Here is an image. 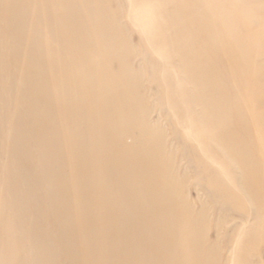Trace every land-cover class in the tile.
<instances>
[{
  "label": "bare ground",
  "instance_id": "bare-ground-1",
  "mask_svg": "<svg viewBox=\"0 0 264 264\" xmlns=\"http://www.w3.org/2000/svg\"><path fill=\"white\" fill-rule=\"evenodd\" d=\"M117 2L0 0V264H227L205 246L207 210L183 200L163 132L146 120L139 79L156 89L159 79L131 58L148 59L149 68L166 59V76L190 83L198 118L189 125L234 159L241 190L264 220L259 165L227 146L234 131L217 97L227 89L220 73L242 76L264 62V44H253L243 21L248 7ZM126 22L140 33L137 45Z\"/></svg>",
  "mask_w": 264,
  "mask_h": 264
},
{
  "label": "rangeland",
  "instance_id": "rangeland-1",
  "mask_svg": "<svg viewBox=\"0 0 264 264\" xmlns=\"http://www.w3.org/2000/svg\"><path fill=\"white\" fill-rule=\"evenodd\" d=\"M215 1L227 9V4L233 0ZM236 1L239 2V6L248 7L250 14L245 15L243 21L254 32L253 44L261 46L264 44V12H259V10L264 9V0ZM121 2L123 3V0H119L117 3ZM239 6L237 5V8ZM156 19L158 18H154V20ZM126 24L130 28L132 43L137 45L140 33L130 22H126ZM222 45L221 49L227 48L226 43ZM153 53L150 52V56L158 59L160 55L157 56L158 54ZM214 60L217 61V59ZM163 62L167 63V60L162 58L158 61L161 64L160 67L149 68L148 59L142 61L131 58L130 60L135 70L141 63L146 76L154 71L155 76L159 79L161 87L158 86L157 89L155 82L149 80L148 77L139 79L146 120L151 123L153 128L163 132V144L169 170L174 175L176 174V181L180 187L179 192H182L183 200L187 205H195L197 210L201 207H205L207 210L205 246H215L220 253V261H224L223 263L228 264L235 256L236 261L241 259L239 264H264V220L255 218L253 208L241 190L242 171L234 159L229 157L228 152L226 155L199 127L189 125L190 118L191 121L198 118V109L193 104L191 95V85L183 80L177 82L174 76H166L167 70L163 68ZM14 76L15 80H18L20 75L16 71ZM217 78L220 86H225L223 88H227L228 91L225 90L224 94H226L223 95L218 90L217 97L220 102L225 99L227 116L230 117H227V123L231 121V128L234 131L231 137L227 136V146H234L235 153H238L240 149L241 152L242 149L249 152L253 159L251 160L256 161L259 165L260 174L258 173L256 177L264 183V83L259 88H252L249 85L250 82H264V62L260 70L255 69L251 73L243 72L242 76H227V73H220ZM231 84L234 87L230 86ZM7 94L11 96L10 90H7ZM234 98L235 100H233ZM238 125L248 126V130L239 131ZM3 147L9 149L8 145ZM171 152L173 153L171 154ZM7 154L10 155V151ZM229 192L235 196L234 199L237 203L234 206L230 204ZM9 213V210L4 209V214ZM30 217L32 215H28L26 219L29 220ZM26 219L24 218L25 222ZM25 243L26 239L24 238V246ZM239 256L241 258H238Z\"/></svg>",
  "mask_w": 264,
  "mask_h": 264
}]
</instances>
